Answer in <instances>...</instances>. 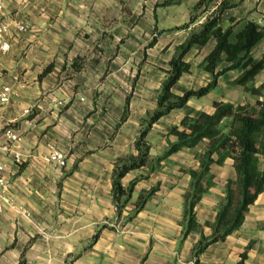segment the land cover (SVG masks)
I'll return each mask as SVG.
<instances>
[{
  "label": "crops",
  "instance_id": "obj_1",
  "mask_svg": "<svg viewBox=\"0 0 264 264\" xmlns=\"http://www.w3.org/2000/svg\"><path fill=\"white\" fill-rule=\"evenodd\" d=\"M197 1H5L1 16L11 22L10 47L0 51V93L6 85L11 93L7 103L0 102V162L14 205L0 212V264H195L192 249L200 234L182 240L185 194L192 182L185 170L198 167L197 154L206 142L173 153L159 168L145 165L128 172L124 186L139 179L121 214L112 178L120 158L138 154L135 140L142 120L157 109L169 61L200 23L183 27ZM236 1L238 6L224 12V27L235 16L241 19L237 30L248 19L258 21L253 13L264 21V0ZM20 22L24 30L17 29ZM214 44L192 47L186 56L191 71L182 75L175 93H182L178 86L210 81L201 63ZM231 71L234 78L240 72ZM221 78L208 94L191 98L153 124L147 136L151 157L177 140L167 131L183 116L213 112L214 100L231 101L222 95L232 79ZM126 105L129 116L122 121ZM8 127L19 141L5 134ZM54 150L65 153L66 165L46 160ZM233 163L228 157L212 165L215 184L195 207L201 223L215 220L226 182L236 176ZM153 188L145 206L128 220L140 193ZM263 225L264 192L240 228L205 249L200 264H237L250 243L245 264H264ZM204 232L209 236L212 228L204 226Z\"/></svg>",
  "mask_w": 264,
  "mask_h": 264
},
{
  "label": "trees",
  "instance_id": "obj_2",
  "mask_svg": "<svg viewBox=\"0 0 264 264\" xmlns=\"http://www.w3.org/2000/svg\"><path fill=\"white\" fill-rule=\"evenodd\" d=\"M238 4L236 0H198L192 6L191 18L183 27H190L203 14L206 18L198 27L191 29L186 43L179 47L169 61L166 77L157 95V109L142 120L143 127L136 137L138 154L125 160L120 158L112 178L113 200L121 214L139 179L138 177L129 186H124L122 179L128 172L145 165H150L151 169L159 168L173 153L196 147L202 141L206 142L207 148L197 154L198 167L185 170L191 175L192 182L190 191L185 194L182 240L192 232L200 234L192 249L195 264H200V255L210 244L225 241L242 226L250 205L264 192V81L258 85L253 84L257 75L264 69V54L256 57L253 53L254 48L264 38V21L248 19L244 26L237 30L240 21L231 18V24L224 27V12ZM211 40H215V44L201 63L211 74L210 81L202 86L184 89L182 93H175L174 86L182 75L190 72L192 68V63L186 59L187 54L192 47L201 49ZM153 42L154 40L151 44ZM224 62L227 64L220 67ZM231 70L240 71L231 83L254 94L257 107L254 109L248 103L214 100L213 112L202 111L197 116L185 115L178 123L168 127V134L175 135L177 140L170 142L164 153L151 157L147 136L153 124L172 110L186 106L191 98L208 94L219 85L220 77ZM128 116L129 106L126 105L122 121ZM228 157L234 160L236 176L226 182L225 201L219 207L215 220L203 224L198 220L195 207L215 184L214 174L211 172L212 165H221ZM156 189L140 193L136 210L128 220L145 206ZM204 226L212 228L209 236L205 234ZM98 236L99 230L94 240ZM251 246L250 243L241 253L237 264L246 263Z\"/></svg>",
  "mask_w": 264,
  "mask_h": 264
},
{
  "label": "built area",
  "instance_id": "obj_3",
  "mask_svg": "<svg viewBox=\"0 0 264 264\" xmlns=\"http://www.w3.org/2000/svg\"><path fill=\"white\" fill-rule=\"evenodd\" d=\"M6 0H0V51H7L10 47V41L8 38V32L11 27V22L6 20L1 16L2 11L5 7ZM206 15H203L199 20L200 22L204 21ZM18 30H24L25 24L20 22L17 23ZM11 87L6 85L2 88L0 93V102L7 103L10 100ZM5 134L14 142L20 140L18 133L12 128L8 127L5 130ZM46 160L51 162H56L58 165H66V155L64 152L59 150L52 151L47 157ZM5 164L0 162V212H3L6 209L7 205H14L13 200L9 196V178L5 174ZM18 209L21 212H24L23 207L19 206Z\"/></svg>",
  "mask_w": 264,
  "mask_h": 264
},
{
  "label": "rangeland",
  "instance_id": "obj_4",
  "mask_svg": "<svg viewBox=\"0 0 264 264\" xmlns=\"http://www.w3.org/2000/svg\"><path fill=\"white\" fill-rule=\"evenodd\" d=\"M243 10V9H242ZM242 10H240L241 12H243ZM248 11V10H247ZM247 11H245L243 14H239L237 15V17H242ZM253 10L250 9L249 11V14L252 12ZM204 15V14H203ZM202 15V16H203ZM251 16H255L257 17V19H259L258 21H260L262 19V17L260 16L258 18L257 15H255L254 13L251 14ZM236 18V16L234 17ZM201 20V19H200ZM199 20V21H200ZM241 21V19L239 20ZM260 22H263V19L260 21ZM228 22L225 20V24H227ZM263 45H264V42H263ZM208 48V47H207ZM205 48V49H207ZM263 48L264 49V46H257L255 48V50L253 51L254 53V56H261L264 52H262L260 49ZM204 52H202L203 54ZM195 68L194 69V72L196 74H199L201 72V70ZM204 69V68H203ZM204 71H206L204 69ZM207 72V71H206ZM237 74L234 72V71H231V72H226V74H223V76H221L223 80L225 81H228V80H231L233 79ZM264 79V71L261 72L257 78L255 79L254 83L253 84H259L261 81L260 80H263ZM229 88L227 90H225V92L223 93L222 97H226L227 100H231L232 102H241L243 104L245 103H248L250 104L254 109L257 107L256 105V96L254 94H252L251 92H248L246 91L243 87L241 86H234V85H229L228 86ZM180 89V90H179ZM179 91H183L184 88L178 86V89Z\"/></svg>",
  "mask_w": 264,
  "mask_h": 264
}]
</instances>
